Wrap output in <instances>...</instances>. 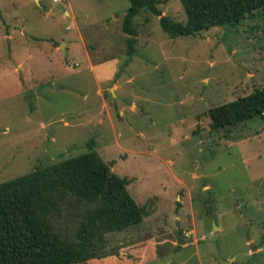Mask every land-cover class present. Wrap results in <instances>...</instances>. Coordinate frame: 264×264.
<instances>
[{
  "label": "rangeland",
  "instance_id": "374dc122",
  "mask_svg": "<svg viewBox=\"0 0 264 264\" xmlns=\"http://www.w3.org/2000/svg\"><path fill=\"white\" fill-rule=\"evenodd\" d=\"M130 5L0 0V182L94 149L146 216L85 264H264V117L214 130L209 116L264 87V8L175 37L143 8L131 55ZM158 7L186 22L181 0Z\"/></svg>",
  "mask_w": 264,
  "mask_h": 264
},
{
  "label": "trees",
  "instance_id": "16d2710c",
  "mask_svg": "<svg viewBox=\"0 0 264 264\" xmlns=\"http://www.w3.org/2000/svg\"><path fill=\"white\" fill-rule=\"evenodd\" d=\"M123 30L129 53L138 31L134 18L143 8L160 16L165 32L193 35L213 26H236L264 8V0H181L186 22L172 20L159 0H130ZM220 130L264 117V87L209 109ZM90 149L0 182V264H85L108 256L106 235L141 223L146 211L134 198L130 179L112 171Z\"/></svg>",
  "mask_w": 264,
  "mask_h": 264
},
{
  "label": "crops",
  "instance_id": "0c3cea01",
  "mask_svg": "<svg viewBox=\"0 0 264 264\" xmlns=\"http://www.w3.org/2000/svg\"><path fill=\"white\" fill-rule=\"evenodd\" d=\"M51 11H53V10H50V12ZM54 13H56V12L54 11ZM84 50L86 51L87 55L89 56V59H88L89 66L95 72V77L98 81H101L103 79L104 80L107 79L109 74H110V77L113 75L112 73H113L114 65L112 63H110L108 61H102V62L94 61L92 58V54H90L91 51L88 50L87 45L84 47ZM114 85H116V83H114ZM132 108L135 109L134 106H132ZM94 260H97V259H94Z\"/></svg>",
  "mask_w": 264,
  "mask_h": 264
}]
</instances>
